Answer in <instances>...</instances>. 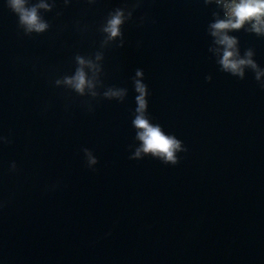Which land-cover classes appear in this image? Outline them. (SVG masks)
<instances>
[{
  "label": "water",
  "instance_id": "95a60500",
  "mask_svg": "<svg viewBox=\"0 0 264 264\" xmlns=\"http://www.w3.org/2000/svg\"><path fill=\"white\" fill-rule=\"evenodd\" d=\"M47 2L48 28L27 32L0 0V264H264V77L219 63L209 24L222 10ZM230 35L264 68V36ZM77 57L98 66L83 93L63 82ZM138 78L151 122L182 142L175 164L134 156Z\"/></svg>",
  "mask_w": 264,
  "mask_h": 264
},
{
  "label": "clouds",
  "instance_id": "9594fccd",
  "mask_svg": "<svg viewBox=\"0 0 264 264\" xmlns=\"http://www.w3.org/2000/svg\"><path fill=\"white\" fill-rule=\"evenodd\" d=\"M206 4L215 3L219 11H214L215 19L209 24V32L215 38L213 50L219 57V63L225 71L238 74L241 77L246 68L255 70L257 80L264 77V68H260L253 59L254 52L248 49L244 55L239 51V39L230 35L233 30L245 28L249 32L264 36V0H205ZM8 7L17 15L20 25L27 32H42L48 28V23L40 15V9H50L51 5L47 0H39L38 3L30 4L29 0H7ZM124 15L121 10H117L107 21L104 31L109 39H113L121 34V25ZM100 56L97 55V60ZM80 67L75 74L65 77L64 83L83 93L86 88H94V81L88 77L85 67L97 70L98 66L89 59L77 57ZM143 71H137V77H142ZM60 83V81H58ZM135 89L139 93L136 97L137 108L133 125L138 129L137 139L141 141L134 153L135 157L142 155H152L161 158L165 163L175 164L178 160L176 152L182 149V142L174 135L166 133L162 126L152 123L147 115L148 109V87L141 79H135ZM108 97L123 98L124 89H109L106 93ZM90 163H95L96 158L88 153ZM13 168L15 163L13 162Z\"/></svg>",
  "mask_w": 264,
  "mask_h": 264
}]
</instances>
